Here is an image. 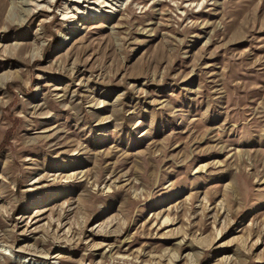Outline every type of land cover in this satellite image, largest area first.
Listing matches in <instances>:
<instances>
[{
	"label": "rangeland",
	"instance_id": "rangeland-1",
	"mask_svg": "<svg viewBox=\"0 0 264 264\" xmlns=\"http://www.w3.org/2000/svg\"><path fill=\"white\" fill-rule=\"evenodd\" d=\"M32 263L264 264V0H0V264Z\"/></svg>",
	"mask_w": 264,
	"mask_h": 264
},
{
	"label": "bare ground",
	"instance_id": "bare-ground-1",
	"mask_svg": "<svg viewBox=\"0 0 264 264\" xmlns=\"http://www.w3.org/2000/svg\"><path fill=\"white\" fill-rule=\"evenodd\" d=\"M5 254H7V252H5ZM33 264V263H32ZM46 264V263H45Z\"/></svg>",
	"mask_w": 264,
	"mask_h": 264
}]
</instances>
